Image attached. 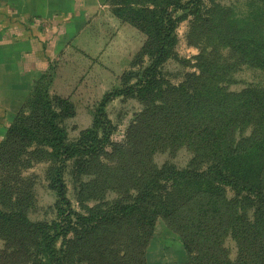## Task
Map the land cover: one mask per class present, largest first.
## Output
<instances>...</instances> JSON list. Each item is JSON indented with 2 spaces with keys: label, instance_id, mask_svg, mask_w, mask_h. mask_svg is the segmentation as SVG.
Wrapping results in <instances>:
<instances>
[{
  "label": "rangeland",
  "instance_id": "rangeland-1",
  "mask_svg": "<svg viewBox=\"0 0 264 264\" xmlns=\"http://www.w3.org/2000/svg\"><path fill=\"white\" fill-rule=\"evenodd\" d=\"M112 1L86 0L72 13L61 11L51 35L45 21L36 22L38 64L19 71L0 67V137L4 118L10 127L31 116L38 82L47 88L67 144L77 143L96 118L110 122L98 151L78 153L61 166L64 198L77 215L91 217L89 225L71 218L76 223L66 244L73 246L76 264H140V253L146 264H250L258 219L242 200L247 192L209 178L179 180L168 171L202 170L241 146L250 148L252 180L264 184V0H183L181 8H170L174 29L155 71H149L157 48L149 29L114 15ZM129 2L121 8L155 5ZM145 76L154 92L140 95ZM117 92L122 94L112 97ZM103 135L100 128L98 139ZM43 143L34 141L14 164L0 166V206L7 185L23 200L30 222L51 225L60 222V198L51 186L59 164ZM141 192L153 209L142 247L135 240L144 231L139 217L116 225L121 216L114 212ZM98 215L113 216L115 223L103 220L96 230ZM61 246L60 240L56 249ZM11 249L20 257L6 264H50L30 246L0 239V255H12Z\"/></svg>",
  "mask_w": 264,
  "mask_h": 264
},
{
  "label": "trees",
  "instance_id": "trees-1",
  "mask_svg": "<svg viewBox=\"0 0 264 264\" xmlns=\"http://www.w3.org/2000/svg\"><path fill=\"white\" fill-rule=\"evenodd\" d=\"M183 0H152L155 4L154 9L134 8L126 6L121 8V5L131 3L129 0H113V13L122 20L135 25L140 29H149L150 39L157 43V48L153 53L154 63L149 71H155V68L166 57V46L169 39L172 37L174 22L172 20L169 9L181 8ZM116 6V8H115ZM152 52H150V55ZM36 92L30 104L31 116L29 118H18L6 130L5 136L0 143V166H9L14 164L17 157L23 154L28 147L35 142H44L46 146L52 149L54 158L59 166L55 170L52 177V189L56 190L60 198L59 206H57V216L60 222H53L51 225L43 223H32L26 217L23 200H17L18 193L9 191L7 185L4 187V206H0V239L5 240L8 244L16 245L23 248L30 246L37 256H43L50 264H76L73 260V246L66 244V238L70 230L72 222L71 218H76L81 221V224L89 225L91 217L77 215L70 208L69 202L64 198V185L62 183L61 166L65 160L76 156L78 153L96 152L105 143L109 136L111 125L109 121L96 118L93 127L81 134L77 143H66V134L57 123L59 114L54 111V105L49 99L47 88L42 82H38ZM130 91H133L130 89ZM138 94L148 95L154 92V83L147 76L144 77V83L138 86L136 91ZM122 93H114L112 97ZM197 97H203L201 93L196 94ZM110 97L103 100L99 112L102 115L105 104ZM60 104H65L60 101ZM57 105V104H56ZM241 107L243 104L240 105ZM102 128L103 138L98 139V130ZM242 145V143H240ZM262 147V146H259ZM222 150V149H220ZM250 148L238 146V150L223 153L213 163H204L203 169L192 167L188 171L175 172L170 169L168 173L174 174L177 179L184 180L190 178L195 181L209 178L218 185L230 186L239 194L245 190L246 195H243V202L250 208H253L258 219L256 228L258 231V243L256 250L251 255L250 264H264V184L255 183L254 175L256 167L247 158V152ZM81 162V161H80ZM251 176V178H250ZM263 188V189H262ZM18 195V197H17ZM144 196V197H143ZM33 204V200H32ZM144 204L143 207L140 205ZM11 206V207H10ZM9 208H12L11 212ZM4 209L8 211L5 212ZM116 214L121 216L116 225L123 220H129L138 216V223L144 228L143 234L135 238L137 244L142 247L149 235V228L153 225V209L147 201L145 192H141L132 204L122 205L117 208L115 205ZM104 220L106 225L115 223L114 217L110 215H98V220L94 227L102 229L101 221ZM78 223V222H77ZM255 224L250 225L254 227ZM262 234V237H261ZM255 235V233H254ZM61 240V249H56V244ZM141 244V245H140ZM187 248V241H185ZM13 254L7 256V252L0 255V264H6L8 259H18L20 252L11 249ZM142 251V250H139ZM22 258H26V254H22ZM142 258L140 264H146L144 253H140Z\"/></svg>",
  "mask_w": 264,
  "mask_h": 264
},
{
  "label": "crops",
  "instance_id": "crops-1",
  "mask_svg": "<svg viewBox=\"0 0 264 264\" xmlns=\"http://www.w3.org/2000/svg\"><path fill=\"white\" fill-rule=\"evenodd\" d=\"M86 0H0V52L3 53L0 67L24 69L40 61L41 33L36 31V22L45 21L48 34L57 14L76 11L75 5H84ZM64 6V7H63ZM49 43L50 40H48ZM50 50L48 46L46 50ZM9 127L4 118L5 136Z\"/></svg>",
  "mask_w": 264,
  "mask_h": 264
}]
</instances>
